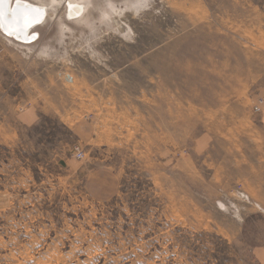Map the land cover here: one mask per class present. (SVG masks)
<instances>
[{"label": "rangeland", "instance_id": "obj_1", "mask_svg": "<svg viewBox=\"0 0 264 264\" xmlns=\"http://www.w3.org/2000/svg\"><path fill=\"white\" fill-rule=\"evenodd\" d=\"M55 2L0 30V264H264V0Z\"/></svg>", "mask_w": 264, "mask_h": 264}, {"label": "bare ground", "instance_id": "obj_2", "mask_svg": "<svg viewBox=\"0 0 264 264\" xmlns=\"http://www.w3.org/2000/svg\"><path fill=\"white\" fill-rule=\"evenodd\" d=\"M15 0H12V4H11V8H15ZM57 0H52V2H50V0H47V4L46 3H42L39 2L40 4H36L34 2H31L29 0V3L32 7L34 8H38L40 9V11L38 13H33L32 15H34L36 17L35 21L33 22L32 26L30 27H23L22 30H18L17 25H16V18L15 17H11V16H6L5 17V23H8L11 25L12 27V31L9 32L8 30H4L8 35H12L15 36L17 38H19L20 40H28L33 38L34 36L31 35V29L36 26L37 24H39V22H41L45 16L46 19L48 17L49 14V9H48V4H54V2ZM68 1V0H67ZM88 0H69V5L72 7V10H70V16L73 14H78L80 11H82V13L85 12L86 10V6H87V2ZM14 3V5H13ZM56 3V2H55ZM42 4V5H41ZM13 5V6H12ZM80 5V6H79ZM83 7H82V6ZM53 6V5H52ZM77 6V7H76ZM56 8V6H54V9ZM10 7L8 5H5V12L8 13L10 12ZM56 253V252H55ZM52 255V254H51ZM56 255V254H55ZM54 258V257H53ZM52 258V259H53ZM51 260V259H50ZM54 260V259H53ZM51 262V261H50ZM45 264V263H44Z\"/></svg>", "mask_w": 264, "mask_h": 264}, {"label": "snow or ice", "instance_id": "obj_3", "mask_svg": "<svg viewBox=\"0 0 264 264\" xmlns=\"http://www.w3.org/2000/svg\"><path fill=\"white\" fill-rule=\"evenodd\" d=\"M11 4L12 0H0V30H8L9 32L13 30L10 24L5 23L6 16L16 18L18 30L32 26L36 19L32 14L38 13L40 9L32 7L29 0H15V8H11ZM5 5L10 7V12H5Z\"/></svg>", "mask_w": 264, "mask_h": 264}, {"label": "built area", "instance_id": "obj_4", "mask_svg": "<svg viewBox=\"0 0 264 264\" xmlns=\"http://www.w3.org/2000/svg\"><path fill=\"white\" fill-rule=\"evenodd\" d=\"M255 109L257 110V111H259L260 110V107H258V106H255ZM75 150H76V152H75V155L77 156V158H82V156H83V152L80 150V148L77 146L76 148H75Z\"/></svg>", "mask_w": 264, "mask_h": 264}, {"label": "water", "instance_id": "obj_5", "mask_svg": "<svg viewBox=\"0 0 264 264\" xmlns=\"http://www.w3.org/2000/svg\"><path fill=\"white\" fill-rule=\"evenodd\" d=\"M13 5H14V3H13Z\"/></svg>", "mask_w": 264, "mask_h": 264}, {"label": "crops", "instance_id": "obj_6", "mask_svg": "<svg viewBox=\"0 0 264 264\" xmlns=\"http://www.w3.org/2000/svg\"><path fill=\"white\" fill-rule=\"evenodd\" d=\"M2 36V35H1Z\"/></svg>", "mask_w": 264, "mask_h": 264}]
</instances>
